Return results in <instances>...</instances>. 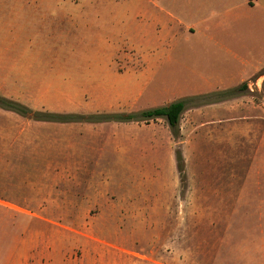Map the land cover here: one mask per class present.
Wrapping results in <instances>:
<instances>
[{"label": "rangeland", "instance_id": "obj_1", "mask_svg": "<svg viewBox=\"0 0 264 264\" xmlns=\"http://www.w3.org/2000/svg\"><path fill=\"white\" fill-rule=\"evenodd\" d=\"M140 8L180 16L184 4L0 0V98L34 112L76 115L130 114L189 100L179 138L165 119L51 123L0 108V264H83L96 232L111 241L110 227L128 235L135 221L152 224L165 215L176 240L189 242L176 260L200 264L202 236L208 250L231 251L240 241L234 232L251 223L234 219L224 230L221 221L212 232L231 206L264 221V69L213 92L235 89V96L202 103L196 98L209 93L183 90L192 63L163 60L150 77L136 59V33L155 34L151 13L141 15ZM141 73L149 83L136 78ZM162 190L174 196L168 213L123 212L135 199L155 201ZM207 257L211 264L214 252Z\"/></svg>", "mask_w": 264, "mask_h": 264}, {"label": "crops", "instance_id": "obj_2", "mask_svg": "<svg viewBox=\"0 0 264 264\" xmlns=\"http://www.w3.org/2000/svg\"><path fill=\"white\" fill-rule=\"evenodd\" d=\"M183 4V15L180 16L170 12L163 15L160 14L163 11L158 13L154 10L145 14L140 8L141 15L151 13L149 23L155 30L153 36L136 33L135 40L136 59L150 70V77L163 60L184 58L185 65L192 63V66L186 67L191 75L182 84L183 90L190 95H201L245 84L264 69V0H183ZM181 39L187 42H183L184 47L177 44L182 42ZM174 54L175 57L172 56ZM150 77L143 76V73L136 76L144 84L149 83ZM187 97L182 100H187ZM162 192V196H155V201L147 197L142 201H131L123 212L168 213L174 204V196ZM115 207L110 206V209L118 212ZM239 209L238 205L231 206L225 211L230 215L217 216L212 232L218 229L221 221L226 224L224 230H231L230 222L234 219L251 222L234 232L240 241L230 246L231 251L227 249L229 245L224 244L228 242L224 241L219 242L221 246L225 245L222 249L216 248V251L213 247V250H208L206 247L210 243L202 236L198 248L200 264H209L207 254L211 252L215 254L211 264H264V221L256 222L253 216L240 214ZM100 211L105 213V207H100ZM99 223H92V228L98 231ZM106 227L109 228L110 224ZM174 230V226L166 222L165 215L152 224L135 221V231L128 235L110 227L111 241L102 239L96 232L93 240L87 243L83 264H191L190 259L176 260L178 251L186 253L184 246L189 242L176 240ZM128 241L138 242L140 248L129 247ZM165 252L166 262H162Z\"/></svg>", "mask_w": 264, "mask_h": 264}, {"label": "trees", "instance_id": "obj_3", "mask_svg": "<svg viewBox=\"0 0 264 264\" xmlns=\"http://www.w3.org/2000/svg\"><path fill=\"white\" fill-rule=\"evenodd\" d=\"M245 89H248L245 86ZM236 90H229L224 92H216L208 94L207 96L197 97L202 103L222 101L227 98L235 96ZM208 99V100H206ZM189 100H179L168 106L144 110L130 114H100V115H76V114H56L49 112H34L30 108L21 103L9 100L7 98H0V108L14 112L24 118H29L39 122L51 123H128V122H148L151 120L165 119L170 128V132L175 138L181 136V118L188 106ZM182 152L179 150L176 153L179 171H184V160Z\"/></svg>", "mask_w": 264, "mask_h": 264}]
</instances>
